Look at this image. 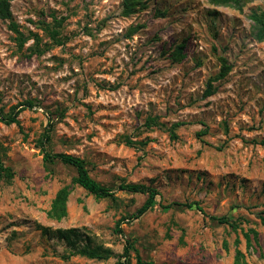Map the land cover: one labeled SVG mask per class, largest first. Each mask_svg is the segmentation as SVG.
Returning <instances> with one entry per match:
<instances>
[{
  "label": "rangeland",
  "instance_id": "obj_1",
  "mask_svg": "<svg viewBox=\"0 0 264 264\" xmlns=\"http://www.w3.org/2000/svg\"><path fill=\"white\" fill-rule=\"evenodd\" d=\"M123 1L13 0L11 21L39 38V55L30 54L33 39L19 50L0 19V113L20 111L17 125L0 122V162L10 173H0V264H116L126 242L128 264H234L236 250L242 264H264V40H255L250 18L264 0L241 10L141 0L130 15ZM219 57L231 70L212 81ZM43 149L85 161L114 198L96 200L72 184L75 170L43 163ZM121 184L155 189L151 209L133 220L146 195ZM64 186L67 216L50 220ZM190 202L204 214L168 207ZM69 228L114 256H68L64 242L43 233Z\"/></svg>",
  "mask_w": 264,
  "mask_h": 264
},
{
  "label": "trees",
  "instance_id": "obj_2",
  "mask_svg": "<svg viewBox=\"0 0 264 264\" xmlns=\"http://www.w3.org/2000/svg\"><path fill=\"white\" fill-rule=\"evenodd\" d=\"M13 0H0V19L2 20H8L9 30L15 34V42L20 50L23 45L27 42L28 39H33L35 42L34 49L32 47L30 48V54L32 55H39L43 51L39 50L38 43L40 42L39 38L36 35L30 34L28 37H24L23 34L19 31L18 26L11 21V12H10V3ZM209 4L213 6H226L231 7L235 10H241L244 4L248 2V0H207ZM141 4V0H124L123 1V13L125 15L133 14L137 8ZM251 20L253 23V36L256 41L261 42L264 40V12H261L259 14H252ZM57 27H59L60 22H56ZM49 31V30H48ZM49 36L56 41L57 38V32L56 30H51L48 32ZM218 62L220 64V70L219 73L212 79V81H218L223 80L228 73L231 70V67L227 64L226 60L222 57L218 58ZM214 89L212 88L211 81L207 84L205 95H211L213 94ZM27 108L32 107L31 102H26L24 104ZM21 110V109H20ZM18 111H11L8 115H3L0 113V122L6 125L11 124H18ZM154 119H149L145 123L146 126H151L154 124ZM181 126V124H175L173 125V129L176 127ZM53 123L51 120H48L47 128L45 132L43 133V139L44 141L48 142L50 138V132L52 131ZM205 133H199L197 136H203ZM125 144L127 146L132 145L131 141L129 139L125 140ZM42 161L43 163H53V162H59L63 165L72 167L75 170V177L72 179V184L78 186L82 190H84L87 194L94 197L96 200L101 199H113L114 194L113 192L99 184L97 181H95L90 175L86 168V163L82 159L75 158L70 155L65 154H56V153H50L42 150ZM0 173L5 174V176H10V173L6 167H3V165L0 162ZM119 191L128 192L131 194H143L146 195V199L143 202V204L135 211V213L132 215V219L136 220L146 214L151 207L153 206L155 202V198L158 196V193L155 189L146 187L144 185H136V184H121L118 187ZM70 194V188L69 186H64L61 189L57 191L55 194L49 210L46 212V216L50 220H55L57 222L61 221L67 216V200ZM172 206H178L183 207L185 209H196L201 214H204V211L196 202H190V203H171L168 205V207ZM262 224H264V217H259ZM219 223H223L226 225H229L232 229H235L236 225L233 222H230L229 220L225 218L216 219ZM115 232L120 233V229L118 227V224L116 225ZM44 234H50L56 239L62 241L65 243L69 250L68 256H80L91 260H97V261H106L109 258L113 257V253L109 249H105L99 245H93L92 239L89 235H86L84 232H82L80 229L77 228H69V229H56L53 232H50L48 229H43ZM245 238L247 239V244H249L250 239L249 235L245 234ZM253 238L257 240V235L255 232H253ZM132 249V246L129 242H126V245L123 249V253L118 256V260L116 264H128V258H129V252ZM243 259L242 253L239 250L235 251V257H234V264H242L241 260ZM262 259L264 260V255H262Z\"/></svg>",
  "mask_w": 264,
  "mask_h": 264
}]
</instances>
